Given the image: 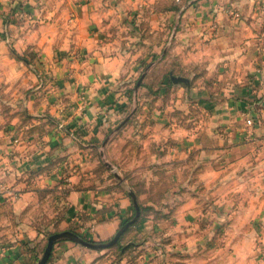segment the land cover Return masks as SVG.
Returning a JSON list of instances; mask_svg holds the SVG:
<instances>
[{
	"label": "crops",
	"instance_id": "crops-1",
	"mask_svg": "<svg viewBox=\"0 0 264 264\" xmlns=\"http://www.w3.org/2000/svg\"><path fill=\"white\" fill-rule=\"evenodd\" d=\"M155 1L0 0V82H6L11 86L18 85L14 94L20 93L18 96H21L22 100L18 102L29 116H48L49 112L64 116L68 113L59 104V97L63 93L61 89L45 87L41 69L48 60L40 58L37 61L35 58L32 62L26 55L30 51H39L45 56L48 49L61 48L63 39L60 33L66 32L63 29L64 21L73 12L76 23L68 32L75 33L67 36L69 38L65 40L75 43L76 48L90 50L88 56L85 55L88 67L78 78L77 90L87 102V106H83L86 120L93 122L96 120L95 132L91 134L93 148L90 149L94 157L100 153L105 161L112 164L113 160L129 162L121 164L120 168L113 165L114 169L124 172L131 169V166H128L131 160L140 158L141 161H145L159 157L158 150L149 149L150 145H156L155 141L160 142L159 136L143 137L140 140L142 143L140 149L138 151L132 149L136 141L133 133L137 126L131 121L132 106L130 114L116 126L113 124L118 108L112 100L114 97L112 88H115L125 76L123 74L125 65L132 62L129 54L116 51L117 44L124 37L117 34L115 18L128 14L135 17L139 12L140 16L147 15L146 6L151 7ZM227 1L189 0L190 3L183 7L182 13L185 17L194 12L197 5L203 10L198 12L200 14H204L206 10H216L222 15L228 11L235 16L231 25L220 27L211 41H207L204 47L207 55L202 58L200 70L204 74V77H200L203 81H210L211 77L218 75L222 76L221 79H226L228 73L232 71L235 97L231 106L225 107L226 113L222 119H217V126L206 129L207 131L199 138L193 135L192 123L190 126L185 125L184 129L188 134L186 133L183 141L172 139L169 142V153L164 151L174 157L177 152L180 157H186L196 150L206 155L216 153L218 157L222 156L220 160L222 162L225 161L224 156L227 153L232 157V161L241 163L247 158L252 159V155L260 151L258 159L264 161V0H230L232 7ZM173 14H176L174 9H169L166 13L167 16ZM160 15L161 13L155 12V8H152V16ZM102 18H111L110 24L103 23L105 26L102 27ZM50 28L53 34L50 33ZM121 29L123 31L124 28ZM169 43V47L172 48L176 45L173 39ZM9 48L14 51V55L9 53ZM97 48L103 49L104 52H96ZM171 50L170 48L169 52ZM184 50H189V47L184 46ZM173 57L177 58L171 53L165 60L160 56L155 57V54L152 55L150 64L143 74L151 87L155 88L156 82L161 81L165 75L167 71L163 68L165 65L172 71L171 78L176 75L178 72L176 66L179 63L174 61ZM183 62L186 69H182L181 74L188 76L196 66L192 62ZM171 65L175 68H171ZM205 67L209 71L204 70ZM58 68L59 65L56 69ZM131 77L132 75L123 80L129 81ZM60 81L58 78L57 82ZM205 86L208 90L211 89L209 83H205ZM183 90L187 95L191 94V90L187 88ZM119 94L121 96V93ZM122 98L126 99L124 95ZM80 106L78 104L75 109ZM121 110L126 112V109ZM159 110V107L154 108L152 113L157 114ZM71 111L75 113L74 109ZM79 111L80 109L77 112ZM120 112L118 109V113ZM77 116L80 119V116ZM249 119L252 121L250 125L247 122ZM69 123L76 126L81 121L74 115ZM146 125L147 128L154 130L159 128L156 122H148ZM13 129L14 125L0 126V220L2 209L12 208L18 220L12 257L22 260L28 254H34L28 249L27 244L43 247V237L48 223H43L42 220L38 222L33 213L46 195V190L56 187V190L63 192L67 186H59L57 176L48 175L42 168L29 170L22 167L20 163L23 157L32 160L27 166L30 164L33 166L36 165L39 156L29 148L23 152L20 149L21 144H25L26 141L27 149L29 144L34 146L37 139L34 136L18 137L13 133ZM214 129L217 131L211 133L210 130ZM45 139L49 140L44 137ZM116 148L111 157L110 151ZM40 155H43V152ZM256 172L257 176L261 174V177H264V168ZM66 194L68 218L64 221L63 227H72L75 232L84 233L89 239L97 242L112 239L135 218L132 217L131 198L118 195L115 191L98 187L72 186L67 189ZM218 203L208 200L186 202L183 206L185 229L183 232H178L181 229H177L178 231L166 235L162 232L145 234V230L156 226L159 221L152 222L142 213L120 236V241L124 244L122 250L94 249L72 239L60 241L57 238L49 264H108L113 262L111 257L117 253H119V256L115 257L117 261L112 264H142L147 242L163 249V245L157 244V240L167 241L171 245L170 250L175 258L172 264H264V199L258 197L249 202L236 200L232 202L231 215L224 211V202ZM245 210L250 211V216L242 217ZM28 214L32 219H26ZM212 214H215L214 217H211ZM177 241L181 247H174L172 242ZM185 241L189 243L182 246L181 242ZM246 241L247 247L244 245ZM152 250L150 261L164 264L165 257L159 258L157 255L162 254L165 249ZM136 251L137 255L133 258L131 252ZM178 259L180 262H177Z\"/></svg>",
	"mask_w": 264,
	"mask_h": 264
},
{
	"label": "rangeland",
	"instance_id": "rangeland-1",
	"mask_svg": "<svg viewBox=\"0 0 264 264\" xmlns=\"http://www.w3.org/2000/svg\"><path fill=\"white\" fill-rule=\"evenodd\" d=\"M227 2L232 7L230 0ZM189 3V0H156L151 7L146 6L145 13L147 15L140 16L141 12H139L135 17L128 14L115 18L117 34L124 37L117 44L116 51L129 54L132 61L129 65H125L123 79L129 78L130 75L132 77L129 81L122 79L115 88H112V92H114L113 104L121 111L118 113V109H115L117 116L113 125L119 126L127 114H130V107L132 106L131 121L137 125L134 130L135 133H133L136 141H134L132 149L138 151L142 144L140 140L148 135L159 136L160 140L159 143L155 141L156 145L149 146V149L158 150L159 157L145 161H141L140 158L139 160H131L132 162L128 166H131L130 170L132 171L124 172L114 169V166L120 168L121 164L125 165L129 162L113 160L112 164L107 160L105 161L100 153L94 157L90 150L93 148L91 145L94 141L91 134L95 132L96 120L95 122L86 120L83 106H87V102L77 90L78 78L84 74L88 67L85 63L87 61L85 55L88 56L90 50L76 48L75 43L65 40L75 33L68 32L69 28H74L73 25L76 23V16L73 12L64 21L63 29L66 32L60 33L63 39L61 48L48 49V54L45 56L39 51H30L26 55L32 62L35 58L37 61L40 58L48 60L41 69L45 87L61 89L63 93L59 97V104L68 113L64 116L50 112L48 116H29L22 110V105L18 102L22 100L21 96H18L20 93L14 94L18 85L11 86L6 82H0V126L14 125L13 133L18 137L20 135L23 138L34 136L37 139L36 144L34 146L29 144L27 149L26 141L20 146L23 152L29 148L39 156L36 165L27 166L32 160L26 157L22 158L23 161L20 164L29 170L42 168L48 175L57 176L56 180H58L59 186H67L63 192L56 190V187H50L53 189L46 190V195L43 196L33 213L38 222L42 220L43 223H48L45 237H43V247L38 248L37 244H27L28 249L34 254H28L25 259L20 260L12 257V247L16 244L14 239L17 235L15 230L18 228V220L14 216L12 208L2 209L0 264H40L50 236L63 232H75L72 227H63L64 221L68 218L66 192L72 186L98 187L115 191L121 196L130 197L133 203L132 217H136L137 209H139L140 215L144 213L145 218L151 219L152 222L159 221L156 226L145 230V234L148 235L161 232L166 235L169 232L178 231L177 229H181L178 232H183L186 227L183 206L191 200H208L213 203L219 202L218 204L224 202V211L231 215V205L236 200L249 202L258 197L264 199V177H261V174L257 176L256 172V170L264 168V161L258 159L260 151H256L257 154L252 155V159L247 158L241 163L232 161V157L227 153L224 156L225 161L222 162L220 161L222 156L218 157L216 153L206 155L193 150L186 157H180L178 152L174 157L172 154L164 152L169 151V142L172 139L183 141L187 133L184 129L185 125L190 126L192 123L193 135L198 138L211 126L215 128L217 119H222L223 114L226 113L225 107L231 106L235 97L232 71L230 74L228 73L226 79H221V75L211 77L210 81H203L200 78L204 77L200 70L202 69V58L207 55L204 48L207 41H211L212 37L216 35L217 29L231 25L235 16L228 11L222 15L216 10H206L204 14H200L198 12H203V10L197 5L195 11L185 17L183 7ZM152 8H155V12H159L161 15L152 16ZM169 9H174L176 14L167 16L166 13L169 12ZM110 20L111 18H102V27L107 23L110 24ZM103 23L106 24L103 25ZM121 27L124 28L123 31ZM50 33L53 34L51 28ZM171 39L176 41L173 48L169 47ZM184 46H188L189 50L185 51ZM170 48L172 49L171 52H169ZM96 52L103 53L104 50L97 48ZM9 53L14 55L11 48H9ZM169 53L175 54L177 58L173 57V60L179 63L176 66L178 72L174 76L184 77L189 83L185 85L184 83L173 82L170 77L172 71L167 69L165 65L163 67L167 70L165 75L161 81L156 82L155 88L151 87L145 81L146 76L145 78L143 76L150 64V58L155 54V57L160 56L162 60H165ZM24 55L21 56L25 57ZM183 61L192 62L196 66L188 76L181 74L182 69H186ZM58 65L60 68L56 69ZM179 67L180 69H178ZM171 68L175 67L171 65ZM204 70L209 71L207 67ZM58 78L61 79L60 82H57ZM205 83H209L210 90L205 86ZM184 88L191 90V94L187 95L183 90ZM123 95L126 99L122 98ZM78 104L81 106L75 109ZM158 107L160 112L152 113L153 109ZM71 109H74L75 113H72ZM79 109L80 113L77 112ZM121 109H126V112ZM229 112H227V116L230 115ZM74 115L76 119L81 121L76 126L69 125L70 118ZM77 115L80 116V119ZM148 122H156L159 128L155 130L147 128L146 123ZM116 130L118 129L116 128ZM210 131L215 133L217 130ZM44 137L49 140H44ZM96 150L98 149L96 148ZM116 150L117 148L110 151L111 157ZM42 152L43 155H40ZM50 178L53 179L54 177L50 176ZM56 183L54 184L56 185ZM58 199L61 201L57 202ZM249 212V210H245L242 217L250 216ZM214 215L212 214L211 217ZM26 219L32 218L28 214ZM174 223L177 224L171 225ZM76 232L79 238L86 241L105 242H97L89 239L84 233ZM64 239L70 238L68 236L59 238L60 241ZM112 239H108L106 242ZM157 242V244L163 245V249H165L157 257H165L164 264L175 262V258L172 256L173 252L170 250L171 245L163 240H157ZM172 243L174 247L180 246L178 241ZM181 243L182 246H185L189 242ZM244 245L247 247L248 242L246 241ZM123 247L124 244L119 238L114 245L103 249L117 248L122 250ZM153 247L149 242L146 243V254L145 258L142 259V264H156L153 260L150 261L153 255L152 249L157 248L162 251L163 249L160 246ZM136 255L137 251L131 252L133 258ZM52 256L51 251L45 264H49ZM117 256L119 253L114 254V257H111L113 262L108 264L117 261L115 260ZM156 259L158 261V258ZM134 260L136 262V258ZM177 262L180 260L178 259Z\"/></svg>",
	"mask_w": 264,
	"mask_h": 264
},
{
	"label": "water",
	"instance_id": "water-1",
	"mask_svg": "<svg viewBox=\"0 0 264 264\" xmlns=\"http://www.w3.org/2000/svg\"><path fill=\"white\" fill-rule=\"evenodd\" d=\"M172 80L175 83H184L185 85H187L189 82L186 78L184 77H176V76H172ZM137 215L136 217L129 222L126 226H124L122 228V230H120L116 236L109 242H104V243H93V242H89L86 241L84 239L79 238L76 234L72 233V232H63V233H58V234H54L52 236L49 237L48 239V243H47V247L43 256V259L41 260L40 264H45L48 257L50 256V253L53 249L54 246V242L57 238L63 237V236H68L70 239H73L77 242H79L80 244L90 247V248H94V249H102L105 247H109L114 245L120 238V236L122 235V233L139 217V209H137Z\"/></svg>",
	"mask_w": 264,
	"mask_h": 264
},
{
	"label": "built area",
	"instance_id": "built-area-1",
	"mask_svg": "<svg viewBox=\"0 0 264 264\" xmlns=\"http://www.w3.org/2000/svg\"><path fill=\"white\" fill-rule=\"evenodd\" d=\"M247 122H248L249 125L252 124V121L250 119Z\"/></svg>",
	"mask_w": 264,
	"mask_h": 264
},
{
	"label": "trees",
	"instance_id": "trees-1",
	"mask_svg": "<svg viewBox=\"0 0 264 264\" xmlns=\"http://www.w3.org/2000/svg\"><path fill=\"white\" fill-rule=\"evenodd\" d=\"M74 234H76L77 236H79V235L77 234V232H74Z\"/></svg>",
	"mask_w": 264,
	"mask_h": 264
}]
</instances>
